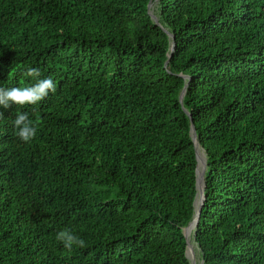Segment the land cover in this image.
I'll return each mask as SVG.
<instances>
[{
	"label": "trees",
	"instance_id": "16d2710c",
	"mask_svg": "<svg viewBox=\"0 0 264 264\" xmlns=\"http://www.w3.org/2000/svg\"><path fill=\"white\" fill-rule=\"evenodd\" d=\"M150 1L0 0V87L56 84L0 106V264H191L192 122L201 259L264 264V0Z\"/></svg>",
	"mask_w": 264,
	"mask_h": 264
},
{
	"label": "clouds",
	"instance_id": "9594fccd",
	"mask_svg": "<svg viewBox=\"0 0 264 264\" xmlns=\"http://www.w3.org/2000/svg\"><path fill=\"white\" fill-rule=\"evenodd\" d=\"M23 75L35 79V83L26 87H0V106L4 109H9L12 105L37 104L47 98L49 93H55L56 84L53 79L51 77L40 78L41 73L38 68H27ZM3 115V112H0V118ZM12 124L16 130V136L23 142H30L37 134L38 128L27 112H17ZM55 239L69 252L74 246L86 247L85 241L68 228L57 232Z\"/></svg>",
	"mask_w": 264,
	"mask_h": 264
},
{
	"label": "water",
	"instance_id": "95a60500",
	"mask_svg": "<svg viewBox=\"0 0 264 264\" xmlns=\"http://www.w3.org/2000/svg\"><path fill=\"white\" fill-rule=\"evenodd\" d=\"M152 5H153V0H151L150 3H149V5H148L149 13H150L152 19L154 20V22L157 25H160L159 19L157 18V16H155L151 12ZM170 37L172 39H174V36L172 34L170 35ZM174 49H175V42L173 41V43H172V53L174 52ZM185 92H186V88L184 89V91L181 94V99H180L181 102L183 101ZM191 135H192L193 141L195 143V150H196L197 161H198V163H197V170H196V172H197V189H198V194H197V197H196V200H195L196 214L194 216V220L189 224L188 227L184 228V234H185L186 239H187V251H186L187 258L189 259V261H190L191 264H196L195 260H193L189 256V251L192 248V245L190 243V233H191L190 227H191L192 224H194L193 230H194V240H195L196 239V234H197V231L196 230H197V227L199 225L200 217H201V213H202V209H203V206H204V202L206 200V196H205V190H206L205 175H206V171H207V157L204 160V164H203V168H202L201 174H199V157L200 156L198 154V145L200 146V143L198 141L197 131H196V128H195V125L193 124V122H192ZM200 182H202L201 190L199 188ZM201 264H204V261L203 260H202Z\"/></svg>",
	"mask_w": 264,
	"mask_h": 264
},
{
	"label": "rangeland",
	"instance_id": "374dc122",
	"mask_svg": "<svg viewBox=\"0 0 264 264\" xmlns=\"http://www.w3.org/2000/svg\"><path fill=\"white\" fill-rule=\"evenodd\" d=\"M155 8H156V5L155 4H153L152 5V8H151V12L155 15ZM201 148V147H200ZM202 154H204V156H202L203 157V160L201 161V165H200V167H202L203 166V164L204 163H202V162H204V160H205V158H206V154H205V152H204V150L201 148V151H200ZM203 168V167H202ZM193 237H194V230H192L191 231V233H190V243H191V245H192V248H191V250L189 251V256H190V258H192L193 260H195V262H196V264H201V262H202V259H201V256H200V251H199V249H198V246L196 245V243H195V241H194V239H193Z\"/></svg>",
	"mask_w": 264,
	"mask_h": 264
},
{
	"label": "bare ground",
	"instance_id": "6f19581e",
	"mask_svg": "<svg viewBox=\"0 0 264 264\" xmlns=\"http://www.w3.org/2000/svg\"><path fill=\"white\" fill-rule=\"evenodd\" d=\"M201 148H200V146L198 145V154H199V174H201V171H202V167H200V165H201V161L203 160V157L202 156H204V154H202L201 152ZM202 163H204V162H202ZM201 183V187H202V182H200ZM201 190V189H200ZM192 226V228H194V224H192L191 225ZM193 230V229H192Z\"/></svg>",
	"mask_w": 264,
	"mask_h": 264
}]
</instances>
